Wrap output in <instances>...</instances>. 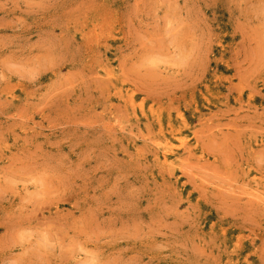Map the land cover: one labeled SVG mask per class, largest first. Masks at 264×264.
Here are the masks:
<instances>
[{"label":"rangeland","instance_id":"374dc122","mask_svg":"<svg viewBox=\"0 0 264 264\" xmlns=\"http://www.w3.org/2000/svg\"><path fill=\"white\" fill-rule=\"evenodd\" d=\"M0 112V264H264V0H0Z\"/></svg>","mask_w":264,"mask_h":264},{"label":"bare ground","instance_id":"6f19581e","mask_svg":"<svg viewBox=\"0 0 264 264\" xmlns=\"http://www.w3.org/2000/svg\"><path fill=\"white\" fill-rule=\"evenodd\" d=\"M1 113V112H0ZM214 127V126H213ZM215 128V127H214ZM213 147V146H212ZM240 150V149H239ZM218 154V153H217ZM194 166V165H193ZM183 168V167H182ZM188 168V167H187ZM185 170V169H184ZM212 170V169H211ZM186 173H187V171H186ZM202 179V178H201ZM229 184V183H228ZM214 186V185H213ZM256 209V208H255ZM235 214V213H234Z\"/></svg>","mask_w":264,"mask_h":264}]
</instances>
